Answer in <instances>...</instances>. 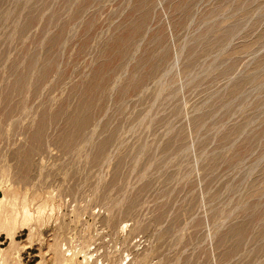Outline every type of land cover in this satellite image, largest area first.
Instances as JSON below:
<instances>
[{"label": "rangeland", "instance_id": "1", "mask_svg": "<svg viewBox=\"0 0 264 264\" xmlns=\"http://www.w3.org/2000/svg\"><path fill=\"white\" fill-rule=\"evenodd\" d=\"M0 253L264 264V0H0Z\"/></svg>", "mask_w": 264, "mask_h": 264}, {"label": "bare ground", "instance_id": "2", "mask_svg": "<svg viewBox=\"0 0 264 264\" xmlns=\"http://www.w3.org/2000/svg\"><path fill=\"white\" fill-rule=\"evenodd\" d=\"M26 209V208H25ZM24 216H26V218H30V214H29V211L28 210H24ZM32 216V215H31ZM6 220V219H5ZM27 220V219H26ZM6 224V223H5ZM11 236V235H10ZM0 255H1V253H0ZM3 256V255H2ZM0 260H2V262H0V264H5L4 263V261H3V259L2 258H0ZM6 262V261H5Z\"/></svg>", "mask_w": 264, "mask_h": 264}]
</instances>
